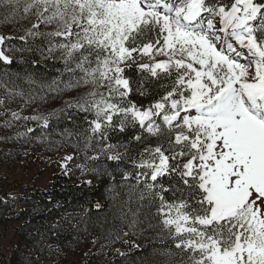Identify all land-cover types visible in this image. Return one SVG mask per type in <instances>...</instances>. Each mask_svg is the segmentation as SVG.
Wrapping results in <instances>:
<instances>
[{
	"label": "trees",
	"instance_id": "1",
	"mask_svg": "<svg viewBox=\"0 0 264 264\" xmlns=\"http://www.w3.org/2000/svg\"><path fill=\"white\" fill-rule=\"evenodd\" d=\"M238 1L202 4L207 15L228 11ZM252 5L259 7L253 40L262 48L264 0H252ZM65 40L78 41L72 32L63 37L0 35V238L9 237L0 239V264H59L84 243L95 247L85 264H211L195 245L198 236L230 249L243 226L235 217L197 221L209 216L212 203L199 169L188 166L207 147L182 120H165L175 113L172 102L191 95L186 68L151 70L132 63L120 72L125 84L121 94L110 97L115 111L107 117L76 101L40 121L22 114L16 128L11 126L14 106L6 92L25 93L68 79L66 63L48 51L52 43ZM164 43L165 31L155 21L141 24L126 41L136 50L149 44L162 49ZM83 52L91 58L101 51ZM149 109L155 111L153 130L141 121ZM95 122L99 128L92 131ZM44 136L55 137L62 146L47 149L40 141ZM35 150L68 153L67 170L54 173L46 186L38 177L20 184L13 169L26 166ZM175 208L189 216L195 233L164 226L167 212Z\"/></svg>",
	"mask_w": 264,
	"mask_h": 264
},
{
	"label": "rangeland",
	"instance_id": "2",
	"mask_svg": "<svg viewBox=\"0 0 264 264\" xmlns=\"http://www.w3.org/2000/svg\"><path fill=\"white\" fill-rule=\"evenodd\" d=\"M251 1L239 0L228 12L203 15V0H0V35L63 37L72 32L78 40L52 43L48 50L66 63L68 79L25 93L6 92L14 106L11 126L16 128L22 114L40 121L76 101L107 117L115 111L110 97L121 94L125 84L120 72L132 63L151 70L186 68L191 95L172 102L175 113L165 120H182L181 125L195 131L207 147L188 166L190 171L199 169L212 203L209 216L197 221L207 224L235 217L243 226L230 249L203 236L195 245L211 264H264V44L261 48L253 41L248 25L255 11ZM151 21L165 31L164 47H127L130 34ZM84 48L101 52L90 58ZM153 115L149 109L141 118L150 129ZM92 126V131L99 128L97 122ZM40 141L53 151L62 146L52 136ZM68 159L66 152L44 155L35 150L26 166L14 167L15 180L27 184L38 177L36 181L46 186L54 173L67 170ZM167 214L166 228L195 233L189 216L178 208ZM94 249L84 243L59 264H85Z\"/></svg>",
	"mask_w": 264,
	"mask_h": 264
}]
</instances>
